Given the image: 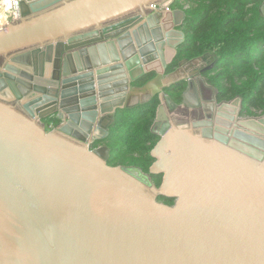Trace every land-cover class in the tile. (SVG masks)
<instances>
[{
  "label": "water",
  "instance_id": "obj_1",
  "mask_svg": "<svg viewBox=\"0 0 264 264\" xmlns=\"http://www.w3.org/2000/svg\"><path fill=\"white\" fill-rule=\"evenodd\" d=\"M154 1L22 0L0 29V264H264V114L219 100L215 62L180 58L186 11ZM137 96L160 100L150 173L173 205L141 167L109 164ZM181 108L206 114L192 129L217 153L182 131L167 152Z\"/></svg>",
  "mask_w": 264,
  "mask_h": 264
},
{
  "label": "trees",
  "instance_id": "obj_2",
  "mask_svg": "<svg viewBox=\"0 0 264 264\" xmlns=\"http://www.w3.org/2000/svg\"><path fill=\"white\" fill-rule=\"evenodd\" d=\"M264 0H175L172 8L186 11V40L180 58L206 54L215 66L206 73L221 101L242 99V113L264 114ZM177 64H174V67ZM172 67L170 71L174 69ZM152 78L147 77L146 80ZM184 83L167 89L176 103H182ZM159 97L119 112L116 131L109 146L111 166H138L145 172L156 161L152 151L160 137L151 132ZM161 177L157 178V183Z\"/></svg>",
  "mask_w": 264,
  "mask_h": 264
},
{
  "label": "flooded vegetation",
  "instance_id": "obj_3",
  "mask_svg": "<svg viewBox=\"0 0 264 264\" xmlns=\"http://www.w3.org/2000/svg\"><path fill=\"white\" fill-rule=\"evenodd\" d=\"M134 12L136 13L137 11H134ZM196 67H198V66H195L194 68H196ZM204 76L206 77V73L204 74ZM166 93L169 94L167 91H166ZM212 96H213V93L211 91H208L207 98L209 99V101H207V104H206L208 107H211L213 104L212 99H210ZM153 97H155V96L147 97L142 103H145V102L151 100ZM134 100H136V98ZM139 104H141V102ZM177 118L181 122L176 125V127L174 128L172 136L169 139H167V141H166L165 149H167V152L172 151V148L169 147V143L173 140H176L178 138L179 131H182V132L186 133L188 136H190L192 138L193 142H199L201 144V146H206L212 152L214 151L215 153H217L218 146H216L214 143H212L210 141L203 140L200 137V133L197 130L192 129V122L205 119L206 114H204L201 111L200 112L189 111L187 109L181 108L177 112ZM226 154L229 155L231 158L235 157L234 154L232 155L231 151H227ZM151 167H150L149 171L146 173H148L150 175V181L154 187H147L148 190H150L152 193H154V195L156 196V199L159 202L169 204V205H173L176 202V196L174 195V193L171 190L164 188L162 185L163 180H164V172L158 171V172L150 173ZM262 171H264V168H262ZM158 177H161V182L159 184L157 183Z\"/></svg>",
  "mask_w": 264,
  "mask_h": 264
},
{
  "label": "built area",
  "instance_id": "obj_4",
  "mask_svg": "<svg viewBox=\"0 0 264 264\" xmlns=\"http://www.w3.org/2000/svg\"><path fill=\"white\" fill-rule=\"evenodd\" d=\"M21 1L22 0H0V29L6 25L16 22L21 18ZM164 0H156L150 3V10H160L161 3ZM170 7H166L169 9ZM90 150H92L90 148Z\"/></svg>",
  "mask_w": 264,
  "mask_h": 264
},
{
  "label": "crops",
  "instance_id": "obj_5",
  "mask_svg": "<svg viewBox=\"0 0 264 264\" xmlns=\"http://www.w3.org/2000/svg\"><path fill=\"white\" fill-rule=\"evenodd\" d=\"M211 61H213V57H211V55H209V54H206V55L203 57L202 62H200V65H207L208 63H211ZM147 97H150V96H142V97L137 96L135 102H138V103H139V102H142V101H144ZM42 126H43L47 131H51V130H54V129H55V125L51 126V125L49 124V122H43V123H42ZM156 160H157V157H156Z\"/></svg>",
  "mask_w": 264,
  "mask_h": 264
}]
</instances>
